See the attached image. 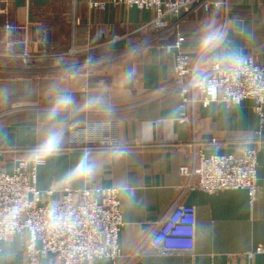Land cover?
<instances>
[{
	"label": "crops",
	"instance_id": "0c3cea01",
	"mask_svg": "<svg viewBox=\"0 0 264 264\" xmlns=\"http://www.w3.org/2000/svg\"><path fill=\"white\" fill-rule=\"evenodd\" d=\"M95 1L107 2V8L92 10L88 0H0V159L5 172L12 174L19 160L38 149L48 109L57 95H69L73 103L56 118L65 129V140L59 153L46 156L38 168L39 190L118 188L126 182L134 196L120 192L124 226L119 244L124 257L118 264H128V257L175 205L196 208L194 253L145 256L130 264H247L249 253L264 244V108L261 117L253 100L198 105L194 115L188 108L189 117L181 122V99L170 91L175 52H165L175 32L159 38L155 32L139 30L156 17L155 11ZM218 1L220 6L209 11L168 18L177 23L186 52L201 65L208 60L204 68L219 63L212 59L216 53L198 52L201 26L214 18L227 26L225 50L235 49L242 58L254 56L264 64V0ZM233 20L242 21L249 35L227 23ZM71 45L83 56L61 65L54 61L42 69L24 70L13 58L25 51H62ZM97 97L102 98V107L86 106ZM149 122L153 126L146 130ZM88 124H95L91 137H109L114 147L126 148L127 155L115 160L114 147L71 148L70 127ZM254 147L258 149L255 201L244 189L181 194L185 182L180 168H193L200 150L210 157L241 155ZM85 152L101 162V171L91 180L64 183ZM28 242L29 234L23 232L3 243L0 264H28ZM250 261L264 264V254H255ZM41 264L58 263L49 254ZM94 264L111 263L100 259Z\"/></svg>",
	"mask_w": 264,
	"mask_h": 264
},
{
	"label": "built area",
	"instance_id": "2783aa9c",
	"mask_svg": "<svg viewBox=\"0 0 264 264\" xmlns=\"http://www.w3.org/2000/svg\"><path fill=\"white\" fill-rule=\"evenodd\" d=\"M114 7L124 6L138 10L155 11L156 17L142 26L140 31L157 33V37L174 31V42L165 46V52H175L174 85L170 90L181 99L182 119L194 115L196 107H209L221 102L239 105L244 100L255 102V112L263 116L264 64L257 63L254 56L242 58L239 65L224 67L217 63L204 68L201 78L194 80V68L200 60H192L183 46L182 34L177 23H170V16L190 14L198 10L209 11L219 7L218 0H110ZM108 3L88 0L90 9L105 10ZM75 50L73 53H76ZM70 55L72 52L69 53ZM63 53L43 52L13 56L23 64L54 61ZM170 91L168 93H170ZM92 132L95 124H88ZM78 131V130H77ZM81 131V130H80ZM90 143L99 147H114L109 137ZM82 141V139L80 140ZM79 143L78 141H75ZM257 148H249L241 155H213L207 157L202 150L196 153L197 163L193 168L182 166L184 178L181 194L187 191L216 193L225 190L244 189L251 201L258 194ZM0 156H2L0 152ZM30 158L18 161L12 174L5 172L0 159V253L2 244L13 236L28 232L26 246L28 264H41L47 255H53L58 264H94L105 259L118 264L123 258L119 237L124 226L122 204L118 188L61 189L41 191L36 186L37 170L45 164ZM55 207L57 219L51 216ZM197 212L194 206L175 205L158 222L150 236L128 257V264L145 256L170 257L192 255L195 251ZM264 254V244L255 252Z\"/></svg>",
	"mask_w": 264,
	"mask_h": 264
},
{
	"label": "clouds",
	"instance_id": "9594fccd",
	"mask_svg": "<svg viewBox=\"0 0 264 264\" xmlns=\"http://www.w3.org/2000/svg\"><path fill=\"white\" fill-rule=\"evenodd\" d=\"M228 24L236 26L235 30L241 35L247 36V30L243 27V22L239 20H233L227 22ZM227 36V26L220 25L214 18H210L206 20L200 29V43L198 52L201 55L207 56L209 54L216 53L212 59L218 61L224 67H231L235 65H239L242 57L237 54V50L233 49L231 51L224 49V44ZM219 50V52L217 51ZM208 60H205L204 64H198L193 71L194 80L198 81L201 78V72L204 67H206ZM129 78L131 73L128 74ZM52 88L55 89L56 85L53 84ZM73 103V98L69 95H57L55 97L54 103L48 109L47 114L45 116L46 127L44 128L43 138L38 147V149L31 154L30 159L39 162L42 157L52 156L61 150V146L65 140V129L63 126L59 125L56 122V118L60 114L62 109L67 108L69 105ZM87 107L94 106H103L102 98H90L87 103ZM166 123L170 124L171 121H167ZM152 123L149 122L145 125L146 130H151ZM127 155V149L124 147H114L111 150V157L115 160H119L120 158ZM102 164L95 157H93L90 153L85 152L77 164L74 166L73 170L70 171L64 183H71L73 181H87L94 178L102 169ZM119 191L128 196H134V193L129 188L126 182L121 181L118 185ZM51 216L55 220L56 217V209L53 207L51 209Z\"/></svg>",
	"mask_w": 264,
	"mask_h": 264
},
{
	"label": "rangeland",
	"instance_id": "374dc122",
	"mask_svg": "<svg viewBox=\"0 0 264 264\" xmlns=\"http://www.w3.org/2000/svg\"><path fill=\"white\" fill-rule=\"evenodd\" d=\"M58 47V46H57ZM61 48V47H60ZM77 51L76 53H73L74 51ZM43 52H57V53H63V57L62 58H58L57 60H54V61H59V62H62L60 63L63 64V61L64 62H68L66 60L68 59H71L73 58L74 56L77 57V56H80L81 54H83L84 52L82 50H79L78 48H76L74 45H71L70 47H68V49L66 50H60V51H43ZM41 51V53H43ZM72 52V54L70 55L69 53ZM28 53L27 51H25L24 53H22L21 55L23 54H26ZM39 54V53H38ZM20 55V56H21ZM83 56V55H81ZM53 60L52 61H43V62H38V63H29L28 65H25L23 64L20 60L19 62H21L22 64H20V67H23L24 70H27L28 68H30L31 66H35V65H42V64H45V63H51V62H54ZM28 67V68H26ZM38 69V68H36ZM71 148H74L75 146H79L80 144H84V145H87V146H93L91 145L90 143V135L92 134V131L90 129H87L86 126H71ZM78 130V131H77ZM81 130V131H80ZM82 139V141H80ZM75 141H78L79 143H76L75 145ZM93 147H99V146H93Z\"/></svg>",
	"mask_w": 264,
	"mask_h": 264
},
{
	"label": "trees",
	"instance_id": "16d2710c",
	"mask_svg": "<svg viewBox=\"0 0 264 264\" xmlns=\"http://www.w3.org/2000/svg\"><path fill=\"white\" fill-rule=\"evenodd\" d=\"M47 65L45 64H42V65H35V66H32V67H30V68H38V69H42V68H44V67H46Z\"/></svg>",
	"mask_w": 264,
	"mask_h": 264
}]
</instances>
